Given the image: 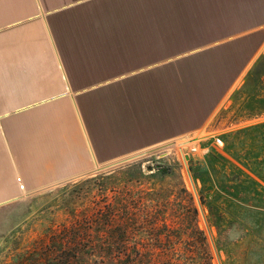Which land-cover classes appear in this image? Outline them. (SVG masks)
<instances>
[{
	"label": "crops",
	"instance_id": "crops-1",
	"mask_svg": "<svg viewBox=\"0 0 264 264\" xmlns=\"http://www.w3.org/2000/svg\"><path fill=\"white\" fill-rule=\"evenodd\" d=\"M109 1L0 0V206L194 135L264 47V0Z\"/></svg>",
	"mask_w": 264,
	"mask_h": 264
},
{
	"label": "rangeland",
	"instance_id": "rangeland-1",
	"mask_svg": "<svg viewBox=\"0 0 264 264\" xmlns=\"http://www.w3.org/2000/svg\"><path fill=\"white\" fill-rule=\"evenodd\" d=\"M107 162L1 205L0 264H264V47L201 130Z\"/></svg>",
	"mask_w": 264,
	"mask_h": 264
},
{
	"label": "trees",
	"instance_id": "trees-1",
	"mask_svg": "<svg viewBox=\"0 0 264 264\" xmlns=\"http://www.w3.org/2000/svg\"><path fill=\"white\" fill-rule=\"evenodd\" d=\"M90 223H83L78 222L76 223V230L74 231L75 234H77V237L75 239L74 245L76 246V249L81 250L82 247H84L86 240L84 239L85 235L87 234V230L89 227ZM93 243L91 242V246L93 247ZM76 264H121V259L120 258H113L111 259V262H107L104 257H96L90 262L81 261L79 256H75Z\"/></svg>",
	"mask_w": 264,
	"mask_h": 264
},
{
	"label": "water",
	"instance_id": "water-1",
	"mask_svg": "<svg viewBox=\"0 0 264 264\" xmlns=\"http://www.w3.org/2000/svg\"><path fill=\"white\" fill-rule=\"evenodd\" d=\"M184 158H185V160H188L189 159V156H188V154H185L184 155ZM85 174H87V173H85ZM81 175H84V174H81ZM81 175H78V176H81ZM74 178V177H73ZM69 179H71V178H69ZM69 179H64V180H62V181H60V182H63V181H67V180H69ZM59 182V183H60ZM193 187V186H192ZM193 189H194V187H193Z\"/></svg>",
	"mask_w": 264,
	"mask_h": 264
},
{
	"label": "built area",
	"instance_id": "built-area-1",
	"mask_svg": "<svg viewBox=\"0 0 264 264\" xmlns=\"http://www.w3.org/2000/svg\"><path fill=\"white\" fill-rule=\"evenodd\" d=\"M193 150H194V148H193Z\"/></svg>",
	"mask_w": 264,
	"mask_h": 264
}]
</instances>
